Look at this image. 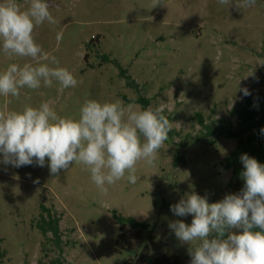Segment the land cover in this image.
<instances>
[{
  "label": "rangeland",
  "instance_id": "1",
  "mask_svg": "<svg viewBox=\"0 0 264 264\" xmlns=\"http://www.w3.org/2000/svg\"><path fill=\"white\" fill-rule=\"evenodd\" d=\"M48 2L57 24L44 22L34 38L73 73L77 85L62 92L55 81L22 89L18 99L0 96V108L6 102L9 110H19L51 101L58 115L78 117L88 99L143 108L129 100L145 96L149 106L165 112L172 131L154 166L139 163L137 182L129 183L126 174L106 196L80 164L53 176L47 158L43 167L35 160L21 167L0 162L1 264H52L58 257L64 264H121L135 258L151 232L177 248L183 261L192 258V246L178 240L169 224L190 225L193 217L176 216L171 206L192 192L209 203L222 201L232 174L223 159L237 144L225 134H209L194 114L202 112L212 126L235 127L238 119L230 111L243 90L264 94V0L239 9L219 0H160L155 7L156 0ZM19 3L27 6L26 0ZM31 62L7 57L0 48V72L11 63ZM122 68L138 87L121 75ZM42 204L61 218L60 245L38 227ZM114 210L150 224L119 252Z\"/></svg>",
  "mask_w": 264,
  "mask_h": 264
},
{
  "label": "clouds",
  "instance_id": "2",
  "mask_svg": "<svg viewBox=\"0 0 264 264\" xmlns=\"http://www.w3.org/2000/svg\"><path fill=\"white\" fill-rule=\"evenodd\" d=\"M26 3L25 7L19 0H0V48L7 57L32 61L23 66L11 63L0 72V96L18 99L22 89L51 87L54 81L61 92L76 87L73 73L60 67L57 58L45 52L33 35L35 28L46 21L57 24L49 11L50 3ZM158 3L160 0L153 7ZM219 3L229 7L234 3L239 9L255 5L256 0ZM62 37L63 33L58 32V44ZM243 91L249 94L247 89ZM170 131L172 123L160 107L88 99L81 105L78 117H63L51 101L35 107L25 104L19 110H9L6 102L0 108V162L21 167L35 160L43 167L47 158L53 176L74 163L80 164L106 196L109 186L126 174L128 182L135 184L139 163L154 166ZM240 159L245 181L240 194L209 203L207 197L192 192L171 206L174 215L193 217L190 225L182 220L169 224L178 240L192 246L191 264H264V164L247 154Z\"/></svg>",
  "mask_w": 264,
  "mask_h": 264
},
{
  "label": "trees",
  "instance_id": "3",
  "mask_svg": "<svg viewBox=\"0 0 264 264\" xmlns=\"http://www.w3.org/2000/svg\"><path fill=\"white\" fill-rule=\"evenodd\" d=\"M121 75L126 77L128 83L138 87L135 80L127 74L125 69H121ZM130 102H140L143 108H147L150 104L149 98L140 96L137 99L129 100ZM231 116L238 119L235 127L226 128L223 126H212L207 124L202 112L198 111L194 114L199 119V122L207 128L209 134H225L228 137L237 139L235 148L223 159V164L226 169H231V178L225 188L223 199L229 194H240L244 188L245 181L241 177L244 166L241 162V156L247 154L264 164V94L245 95L239 105L232 108ZM165 115V112H163ZM182 156H176L178 161ZM42 213L38 221V227L41 232L47 236L52 234L57 244L61 243V218L55 214L50 208L41 205ZM114 218L119 224L120 231L116 242V251L129 249L132 247L133 240L141 235L143 229H146L150 224L146 220H139L134 215H125L114 210ZM240 229H229V232ZM259 230V229H256ZM227 235V233H226ZM226 238V237H225ZM191 259L183 261L180 258L179 251L174 246L166 241L157 239L151 232L149 241L142 247L140 252L135 256L123 261L121 264H191ZM2 263V254L0 253V264ZM52 264H64L60 257L52 260Z\"/></svg>",
  "mask_w": 264,
  "mask_h": 264
}]
</instances>
